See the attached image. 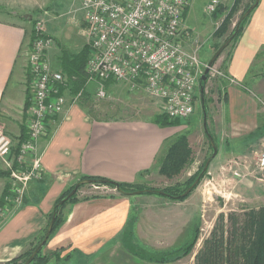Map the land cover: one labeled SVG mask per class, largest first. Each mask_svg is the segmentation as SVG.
Listing matches in <instances>:
<instances>
[{
  "label": "crops",
  "instance_id": "obj_1",
  "mask_svg": "<svg viewBox=\"0 0 264 264\" xmlns=\"http://www.w3.org/2000/svg\"><path fill=\"white\" fill-rule=\"evenodd\" d=\"M36 1L39 0H33L34 5L30 3L27 8L36 11L39 6ZM0 5L16 7L11 0H0ZM37 13L39 15L40 11ZM22 19L21 23L0 19V127L12 139L10 158L18 141L25 135V111L30 96L27 53L35 19L32 25L30 20ZM48 28L53 41L59 44L53 30ZM226 48L229 51L221 70L228 82L221 100L223 123L218 130L222 142H215L216 154L210 158L207 168L224 161L218 165L222 177L232 176L227 167L229 161L240 157L244 162L250 160L253 150L250 143L256 141L252 136L260 126L258 97L247 85L257 78L253 69L257 60L264 57V0H259L240 35L224 50ZM54 50L53 43L46 51V57L51 66L62 73L56 57H53ZM251 75L254 76L251 78ZM86 113L83 107L70 102L63 113L48 121V135L37 145L42 154V177L29 182L19 207H10L0 216V261L17 256L42 232L55 201L82 176L136 183L144 177L142 173L154 166L163 144L174 138L178 129L185 127V124L161 126L151 119H95ZM215 138H219L218 133ZM242 138L245 140L234 141ZM243 167L246 166L242 164ZM0 170L5 172L1 159ZM7 184L8 175L0 174V197ZM80 189L77 190V200L64 205L62 222L41 247L44 254L56 250L60 257L70 254L69 260L63 264H93L100 258L112 259L114 249L122 244L124 235L125 239L130 236L135 239L130 242L133 247L136 242L150 243L154 238V221L160 222L155 219L160 215L158 212L161 209L168 211L176 205L163 200L160 195L147 193L124 195L117 192L80 197ZM190 206L188 204L189 209ZM204 206L197 205L194 210L202 212ZM166 213L161 215L164 217ZM169 218L171 212L164 217L165 220ZM128 240L125 242L127 247ZM123 254L124 262L133 257L125 251H121L120 257ZM53 260L55 262L56 257L51 256L46 264Z\"/></svg>",
  "mask_w": 264,
  "mask_h": 264
},
{
  "label": "rangeland",
  "instance_id": "obj_2",
  "mask_svg": "<svg viewBox=\"0 0 264 264\" xmlns=\"http://www.w3.org/2000/svg\"><path fill=\"white\" fill-rule=\"evenodd\" d=\"M11 1L16 7L10 8L0 5V19L21 23L23 20L22 15H24L28 22L30 20L31 25L36 17L46 19L48 27L53 30L52 33H55L54 37L59 41V44L54 42L55 50L53 56L56 57V64L58 66L59 59L62 57L63 53H76L87 44L86 25H84L85 21L82 11L78 9V0H39L35 3L39 5L38 7L35 6L36 11H34V8H27L30 3L32 4L33 0ZM252 1L253 0H232L227 5L228 8H225L221 12L206 14L204 12L206 0H191L183 17V25L190 33V40L188 41L189 46H194V48L199 46L198 56L202 63L207 65L215 48L231 33L238 19L243 14L242 12ZM33 5L34 4H32V6ZM38 11H40L39 15L37 13ZM228 51L229 48H226L216 59L213 65L216 71L209 72L206 81L201 83L199 81L200 78L198 79L193 113L186 119H182V124H185V127L178 129L175 135H185L187 144L190 148V163H188L187 160V164L181 170L169 177L160 172L159 162L156 161L149 171L142 173L144 177L136 182L138 187L141 186L143 188L158 190L170 188L171 192L174 194L181 193L183 189L187 187L190 176L199 170L204 161L206 162L211 154V148L209 147L210 139L207 134L209 133L213 136L215 142H222V140H219L222 136L218 130L221 123H223L222 115H220L223 112L221 100L223 99L224 87L228 82V77L225 76L221 70V66L222 62L227 57ZM262 58L264 57H260L257 60L258 64H256V67L253 69V73H256L255 77L257 78L254 81L248 82L247 85L249 89L251 88V90L256 93V97H258V105L261 109V127L264 126V59ZM252 76L254 75H251V78ZM103 86L105 89V96L98 98L95 95L97 84L94 82L87 84L86 87L83 88L84 91L81 97L76 100L74 104L83 107L85 112H87L86 114L95 119L111 120L136 118L153 120L156 115L164 114L160 100L149 96L141 88L131 90L125 83L112 80ZM64 95L69 101L67 102L70 103L73 94L65 91ZM203 100L205 101V114L202 112ZM205 129L207 132H205ZM217 133L219 138H215ZM263 136L264 133L261 136H256V134L252 136L256 141L252 144L250 143V145H252L251 147H253L250 160L246 159L244 162V160H242L243 157L236 159L238 160L237 166L243 169L242 177H235L233 175H225V177H222L218 171L220 162L217 163L216 166L214 164L207 169V171L210 172H206L199 183L190 191L189 196L183 201L160 196L163 197V200L173 202L176 205L173 206L174 208L167 209L168 211L161 209L158 212L160 215L167 212L165 216L168 212H171V218L165 220V216L163 217L162 215L155 217V219H159L160 222L154 221L155 226L153 225V227L155 231L153 234V241L150 243L145 241L136 242L134 243L135 247H133L132 244L130 245V242H135V239L133 240L130 236L126 238L129 239V247H127L124 235L122 244L120 243V245L114 249V257L112 259L106 257L100 258L94 261L93 264H193L194 255L201 247L203 239L208 236L218 213L236 211L237 214L242 217L248 209L264 206V171L256 169L253 162V160L255 161L254 152L259 149V143ZM243 140L245 139L242 138L234 141ZM229 141L233 140L229 139ZM234 150L235 148L233 151ZM223 162L224 161H221V163ZM241 164H244L246 167L242 168ZM224 171L228 172L229 170ZM80 190V197L99 194L110 195L118 192L109 185L96 183L84 184V187ZM153 195L155 196L156 194ZM188 204H191L190 209L188 208ZM201 204L205 205L204 211L201 212L200 209L195 211L194 209H197V205ZM10 207L13 206H7L6 209L9 211ZM46 226L47 224L44 225L42 232L32 240L36 242V244L39 236L42 234L44 235ZM196 231V241L188 254H183V256L173 261H166L163 263L149 262L136 254L138 251L137 248H139L145 256L159 257L160 254H170L181 247L185 242L189 241ZM32 246H34V244L30 245L29 243L19 254L31 249ZM121 251L130 252L135 258H129L128 255V262H124L123 259L125 254H123V257H120ZM24 257L19 258L15 263L21 264ZM62 259L63 258L60 260L56 259L55 262L53 260L51 264H63L64 261H62ZM110 260H112L113 263H111ZM7 261L2 260L0 264H4Z\"/></svg>",
  "mask_w": 264,
  "mask_h": 264
},
{
  "label": "built area",
  "instance_id": "obj_3",
  "mask_svg": "<svg viewBox=\"0 0 264 264\" xmlns=\"http://www.w3.org/2000/svg\"><path fill=\"white\" fill-rule=\"evenodd\" d=\"M86 25L89 55L84 65L86 85L97 84L96 96H105L104 81L125 83L129 89H142L160 100L170 119H186L193 113L198 79L206 64L198 48L189 46V30L183 25L191 0H78ZM232 0H207L206 14H213ZM48 23L36 17L27 53L30 96L25 111V135L18 141L10 158L12 139L0 127V159L8 172L9 193L0 216L7 206L19 207L31 180L43 175L42 154L38 141L48 135V121L63 113L69 91L62 73L46 57L53 45ZM211 67L209 72H215ZM200 81V80H199ZM83 88L73 94L78 100ZM255 152V167L264 171V136ZM238 160L227 167L242 177ZM242 165V164H241ZM209 173V172H208Z\"/></svg>",
  "mask_w": 264,
  "mask_h": 264
},
{
  "label": "trees",
  "instance_id": "obj_4",
  "mask_svg": "<svg viewBox=\"0 0 264 264\" xmlns=\"http://www.w3.org/2000/svg\"><path fill=\"white\" fill-rule=\"evenodd\" d=\"M253 2L254 0L251 2V4ZM225 8H228V6H224V5L221 6L214 13L221 12ZM249 15L241 21L239 30L237 34L233 37L232 41H234L242 32L243 26L245 22L247 21ZM22 17H24V15H22ZM233 31H234V28L229 35H231ZM220 44L215 48V50L220 46ZM89 51H90L89 46L85 44L82 47V49L76 53H72V54L63 53L62 57L60 56L61 57L59 59L60 70L62 71V75L64 76L65 81L67 82L66 88L72 94H75L80 89L86 87V79H85L86 77L84 73V65L89 55ZM109 81L110 80L104 81V85H106ZM204 102L205 101L203 100L202 101V112L205 114L206 109H205ZM153 121L161 126L182 124L181 119H170L165 113L156 115ZM205 132L207 131L205 130ZM263 133H264V126L263 127L258 126L254 132L256 136H261ZM211 137L213 139V136ZM214 144H215V141H214ZM209 147L211 148V151H212V145L210 141H209ZM189 156H190V148H189V145L187 144L185 135L182 134V135L175 136L174 138H172L169 141H166L163 144V147L159 155L156 157V161L159 162L160 172L171 177L172 175L176 174L179 170H181L187 164L186 163L187 160H188V163H190ZM204 163L202 164V166L199 168V170L196 173L190 176V178L188 179L189 181H188L187 187L196 179ZM206 172L207 170L201 176L200 180L204 177ZM5 173L8 175V172L6 171L4 172L0 170L1 175ZM84 179L92 180L96 184H106L115 189L119 188L122 191L119 193L124 194V195H127L128 193H131L136 190L145 189V187L144 188L141 186L138 187L137 186L138 184L136 183L116 182L106 177L84 175L80 178V180H84ZM74 185L69 187L55 201L52 207V211L48 213V219H47L46 224H48L53 212H55V215H56L51 233L59 226V224L63 220L62 213H63L64 205L70 201L77 200V190L84 186V184L79 185L73 195L69 196L63 203L59 204V201L63 199L71 191ZM185 189H183V191H185ZM157 190L158 189H153L151 192H142V193L143 194L145 193L156 194V195L168 197L170 199H174L177 201H183L190 194L189 193L188 195L176 198L173 196L179 195L183 191L179 194H174L171 192L170 188L162 189V190L159 189L160 191H163L166 193L165 195H161ZM9 195H10L9 184H7V186L4 188V191L0 197V206L5 205V202H6L5 198ZM42 237H43V234L39 236L37 244L41 241ZM196 238H197V231L193 234L192 238L189 241L185 242L181 247L177 248L170 254L169 253L160 254L159 257L145 256L142 254V251L139 248H137L138 251L136 252V254L140 258H143L149 262H162L163 263L166 261L168 262L173 261L183 256V254H188V252L193 247L196 241ZM32 242H30V245L34 244V246H32L31 249H28L26 252H23L13 257L12 259H10L4 264H16L15 262L19 258L25 256L23 259V262H21V264H23L37 245L36 242L34 241ZM41 249L38 251V253L32 258V260L28 264H46L51 256L56 257V259L58 260L63 258L62 261L64 262L69 260L70 258V254H65L62 257H60L59 252L57 250L51 252L50 254L49 253L44 254L42 253ZM193 264H264V206L248 209L244 213V216L242 217H240L236 211H230L228 213H223V212L218 213L216 220L208 236L203 239L201 243V247L196 251L194 255Z\"/></svg>",
  "mask_w": 264,
  "mask_h": 264
},
{
  "label": "water",
  "instance_id": "obj_5",
  "mask_svg": "<svg viewBox=\"0 0 264 264\" xmlns=\"http://www.w3.org/2000/svg\"><path fill=\"white\" fill-rule=\"evenodd\" d=\"M259 0H254V2L252 4H250L247 9L243 12V14L241 15V17L238 19L235 27H234V31L231 35L227 36L226 39H224V41L220 44V46L214 51V53L212 54V56L210 57L209 61L207 62V65L203 71V74L200 76V81L204 82L206 81L207 78V74L209 73V70L211 67H213L214 62L216 61V59L219 57V55L221 54V52L225 49V47L232 41L233 37L237 34L238 30H239V26L241 24V21L247 17L251 11L256 7V5L258 4ZM206 130V129H205ZM207 131V130H206ZM209 139H210V143L212 145L213 148V152L212 154L207 158L206 162L204 163L200 173L198 174V176L196 177V179L185 189V191H183L181 194L173 196L176 198L188 195L190 193V191L199 183L201 176L204 174V172L207 170L209 162H210V158L213 157L216 154V148H215V144L214 141L211 137V135L208 133L207 134ZM87 183H94L92 180H88V179H84V180H80L78 181L74 187L71 189V191L63 198L59 201V204L63 203L69 196L73 195L75 193V191L77 190V187L79 185H83V184H87ZM118 192H122L119 188H116ZM153 189L151 188H145L142 190H136L133 191L131 193L128 194H140L142 192H151ZM161 195H165L166 193L160 190H157ZM55 212L52 213L50 220L46 226L44 235L41 239V241L36 245V247L33 249V251L31 252V254L28 256V258L26 259V261L23 264H28L32 258L38 253V251L41 249V247L44 245V243L47 241L49 235L51 234L52 228H53V224L55 221Z\"/></svg>",
  "mask_w": 264,
  "mask_h": 264
}]
</instances>
